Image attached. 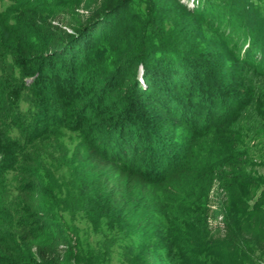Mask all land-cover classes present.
Returning <instances> with one entry per match:
<instances>
[{
	"label": "trees",
	"instance_id": "obj_1",
	"mask_svg": "<svg viewBox=\"0 0 264 264\" xmlns=\"http://www.w3.org/2000/svg\"><path fill=\"white\" fill-rule=\"evenodd\" d=\"M193 1L0 0V264L250 257L210 198L248 182L264 5Z\"/></svg>",
	"mask_w": 264,
	"mask_h": 264
},
{
	"label": "rangeland",
	"instance_id": "obj_2",
	"mask_svg": "<svg viewBox=\"0 0 264 264\" xmlns=\"http://www.w3.org/2000/svg\"><path fill=\"white\" fill-rule=\"evenodd\" d=\"M183 2L190 7L194 5L193 0ZM262 3L264 5V0H260L258 5ZM259 118H264V115ZM253 123V133L245 131L239 146L246 154L244 171L248 182L237 184L235 192L231 194L226 190L215 189L210 198V201L215 202L211 205L212 211L218 213L220 218L219 224H213L212 228L218 227V230H214L212 235L216 239L245 241L250 257L241 258L234 251L221 246L210 252V263L197 257L198 264H223L222 258L225 256L231 257V262L227 260L225 264H264V121L259 123L253 120Z\"/></svg>",
	"mask_w": 264,
	"mask_h": 264
}]
</instances>
